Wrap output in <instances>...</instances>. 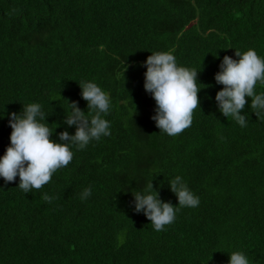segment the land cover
<instances>
[{
    "label": "trees",
    "instance_id": "1",
    "mask_svg": "<svg viewBox=\"0 0 264 264\" xmlns=\"http://www.w3.org/2000/svg\"><path fill=\"white\" fill-rule=\"evenodd\" d=\"M249 48L264 56V0H0V115L39 102L58 141L75 132L64 123L68 102L87 111L79 83L95 81L113 104L112 134L73 149L41 189L26 194L19 177L0 178V264H228L233 251L264 264V117L246 98L241 127L215 101L223 57ZM155 51L174 53L206 86L176 137L160 133L143 87ZM6 114L0 156L12 131ZM176 175L200 204L157 232L134 211L132 191L153 180L178 205Z\"/></svg>",
    "mask_w": 264,
    "mask_h": 264
},
{
    "label": "clouds",
    "instance_id": "2",
    "mask_svg": "<svg viewBox=\"0 0 264 264\" xmlns=\"http://www.w3.org/2000/svg\"><path fill=\"white\" fill-rule=\"evenodd\" d=\"M235 57L225 55L219 65L214 80L223 87L216 93L215 101L219 112L226 118L231 117L241 127H247L245 109L250 98V109L258 118L264 117V92H257L258 84L264 85V56L254 48L240 52ZM144 89L154 99L155 114L151 119L160 129V133L176 137L193 122L194 111L200 109L198 94L205 85L198 81L197 71L178 64L171 51L151 52L142 64ZM203 86V87H202ZM81 98L87 102V111L78 106L77 101L68 102L64 123L75 128L74 134L67 130L58 133V141L52 139L55 129L47 123L46 113L39 102L23 105L22 110L0 115L8 117L12 129L10 144L3 156H0V178L5 184L15 182L19 177L18 188L26 194L33 189L39 190L48 184L54 174L67 167L74 158V151L86 149L93 141L110 136V114L113 104L111 97L95 81L79 83ZM136 113H133V116ZM153 181V180H152ZM150 181L143 190H133L132 206L136 213H142L157 232L166 230V226L175 222L177 213L183 207L195 208L200 198L188 186L187 181L176 175L169 183L170 190L176 196L178 205L160 198L159 191ZM92 195L88 186L81 193L86 200ZM51 201L52 197L45 194ZM228 264H251L243 251L229 254Z\"/></svg>",
    "mask_w": 264,
    "mask_h": 264
}]
</instances>
